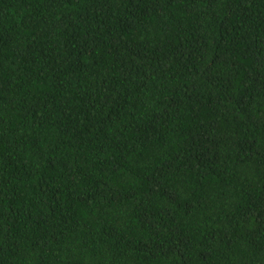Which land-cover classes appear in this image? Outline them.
Here are the masks:
<instances>
[{
    "label": "trees",
    "instance_id": "obj_1",
    "mask_svg": "<svg viewBox=\"0 0 264 264\" xmlns=\"http://www.w3.org/2000/svg\"><path fill=\"white\" fill-rule=\"evenodd\" d=\"M0 264H264V0H0Z\"/></svg>",
    "mask_w": 264,
    "mask_h": 264
},
{
    "label": "snow or ice",
    "instance_id": "obj_2",
    "mask_svg": "<svg viewBox=\"0 0 264 264\" xmlns=\"http://www.w3.org/2000/svg\"><path fill=\"white\" fill-rule=\"evenodd\" d=\"M210 4H211V0H209Z\"/></svg>",
    "mask_w": 264,
    "mask_h": 264
}]
</instances>
